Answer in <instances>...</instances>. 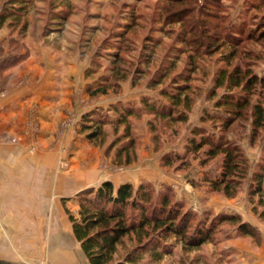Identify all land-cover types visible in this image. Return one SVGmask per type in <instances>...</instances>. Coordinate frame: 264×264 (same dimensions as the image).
I'll return each instance as SVG.
<instances>
[{
    "label": "rangeland",
    "instance_id": "rangeland-1",
    "mask_svg": "<svg viewBox=\"0 0 264 264\" xmlns=\"http://www.w3.org/2000/svg\"><path fill=\"white\" fill-rule=\"evenodd\" d=\"M6 1L0 0V9ZM182 9L188 14L184 23L167 20ZM207 10L213 15H208ZM57 16L64 19L55 22ZM194 22L196 26L192 31L189 26ZM262 29L264 0H33L24 17L0 23V97L30 90V98L27 94L20 98L26 104L57 102L72 104L75 108L64 112L55 122V133L42 138L38 108L32 105L26 111L25 120H20L23 124L21 133H2L1 142L15 145L23 140L20 137L23 135L29 149L35 151L41 147L40 136L46 140L42 143L46 150H57L54 158L42 156L41 163L49 161L63 172L71 160L81 168L90 167L98 160L96 163L102 171L100 177H110L117 182L120 181L118 176H128L134 188L143 181L150 182L155 191L169 188L185 208L211 219L213 212L207 201L225 195L211 191L206 184L196 183L206 172L211 175L218 172L222 155L201 165L205 160L202 152L189 154L185 157V166L179 165V161L165 166L163 156L172 151L182 153L194 126L203 125L210 131H217L219 122L215 126L210 122L201 123L200 116L204 109L212 111L208 95L218 70L240 64L243 69L249 67L264 76ZM122 30L125 34L119 37ZM213 37L215 45H221L213 48L214 44H208ZM150 39H155L156 44L147 50L144 46ZM182 39L190 45L181 43ZM201 42L205 53L207 48L212 51L195 60L198 67L192 73V48ZM179 74L189 75L190 79L192 108L188 121L173 122L150 114L133 117L136 142L131 152L136 156L129 164L124 163V156L120 160L116 158L119 145L112 147L115 136L112 126L103 127V136L92 141L79 131L83 113L99 109L114 118L108 110L110 104L140 106L143 98L157 102L158 93L170 87L173 78ZM97 88L106 89V92L95 93ZM221 92L218 90L217 96ZM254 100L256 97L251 96L249 105L228 132V137L243 150L249 173L264 157V129L255 143H250L249 118ZM40 175L42 185L44 176ZM57 181L61 187V179ZM248 181L247 178L241 188L248 186ZM77 193H71L68 198H60L64 193H43L48 207H57L55 227L50 226L52 222L45 216H40L38 238L32 236L31 231L19 237L7 231L6 237H2L3 243L7 244L8 250L14 247L17 252H0V259L13 264H88L79 242L68 234L71 233L69 212L78 216ZM247 197L250 198L248 188ZM52 199L55 205H52ZM253 202L257 203L258 199L254 197ZM261 202L264 204V198ZM254 208L260 217L264 215L263 207ZM197 220L198 217L194 218L191 226ZM228 226L217 234L216 239L223 241L231 231L229 229L233 230ZM36 239L39 240V254L32 256L29 251ZM168 242L172 249L160 262H148L147 255L145 264H237L230 252L224 251V241L217 245L205 242L192 249H185L174 239ZM1 246L0 243V251ZM133 246L134 241L126 238L119 246L118 257Z\"/></svg>",
    "mask_w": 264,
    "mask_h": 264
},
{
    "label": "trees",
    "instance_id": "trees-1",
    "mask_svg": "<svg viewBox=\"0 0 264 264\" xmlns=\"http://www.w3.org/2000/svg\"><path fill=\"white\" fill-rule=\"evenodd\" d=\"M32 2L33 0H7L0 9V23L11 18L18 21L26 15ZM207 13L213 15L212 11L207 10ZM187 15L185 9H182L170 15L167 20L184 23ZM61 19L64 18L57 16L55 22ZM195 26L194 22L189 28L194 31ZM260 33L263 35L264 29ZM123 34L125 32L120 31L119 37ZM149 41L144 46L147 50L153 49L156 44L155 39ZM180 42L190 45L184 39ZM207 43L215 45V37ZM199 44L192 48L190 56L193 60L192 73L198 67L195 60L212 51L207 48L205 53L203 43ZM219 45L221 44L217 43L213 48ZM173 79L170 87L163 88L158 93L157 102L143 98L140 106L110 104L108 110L113 113L114 118L99 109L83 113L79 131L84 132L85 137L92 141L103 136V127L112 126L115 133L111 142L112 147L119 145L115 152L116 158L120 160L124 156V163L129 164L136 156L131 152L136 142L131 120L133 117L150 114L154 118L173 122L188 121L192 108L189 75L179 74ZM212 86L213 89L208 95V99L212 101V111L204 109L200 122H210L214 126L219 122L217 131H210L203 125L194 126L185 140L183 152L172 151L171 154H166L163 156V163L165 166H171L175 161H179L181 163L179 165L185 166L187 155L202 152L205 160L201 161V165H205L222 155L218 172L214 175L206 172L196 184H206L211 191L222 192L225 196L232 197L238 193L248 178L249 196L251 200L256 197L261 204L264 198V157L249 173L248 161L243 150L238 143L228 137V132L249 105L251 96H255L256 100L251 106L249 118L250 143H255L259 137V132L264 129V76H259L249 67L243 69L238 64L233 68L225 67L218 70ZM218 90H222L219 96ZM105 92L106 89L97 88L95 93ZM120 128L123 130L119 131ZM171 192L169 188L155 191L147 181L141 182L136 188L130 182H123L115 187L111 181H104L96 188H87L77 193L78 216L70 213L69 218L73 233L80 242L88 264H145L147 255L150 258L148 262H160L163 255L172 249V244L168 242L170 239L182 243L185 249H192L205 242L217 245L231 238L232 234H229L232 231L231 227L240 235H248L256 241L259 240L257 228L243 222L239 215L221 212L213 213L211 219L200 217L189 208H185L182 201L175 199ZM197 217L196 224L191 226L192 220ZM227 226L231 231H227L223 241L216 239L217 234ZM126 238L132 239L134 246L118 257L119 246Z\"/></svg>",
    "mask_w": 264,
    "mask_h": 264
},
{
    "label": "crops",
    "instance_id": "crops-1",
    "mask_svg": "<svg viewBox=\"0 0 264 264\" xmlns=\"http://www.w3.org/2000/svg\"><path fill=\"white\" fill-rule=\"evenodd\" d=\"M30 92V90H25L20 94L14 92L8 97H0V243L2 244L0 252H17L13 246L11 250H8L7 244L3 243L2 237H6L7 231L14 237L24 236L27 234L25 232L31 231V235L38 238L40 216H45L49 222H52L50 226L55 227L57 207L53 206L50 209L48 200L42 196L43 193L46 195L48 193L53 195L64 193V195H60V198H68L71 193H77L90 187L96 188L107 179L115 187L123 182L131 183L128 176H118L117 179L120 181L117 182L110 177L105 179L100 177L102 171L98 168V160L95 161V164L85 168L78 167L77 164L75 166L71 160L68 169L63 172L57 170V166L50 164L49 161L41 163L42 156L54 158L57 151L55 149L46 150L45 145H42L46 140H42V138L55 133V124H57L55 122L64 115V112L73 110L75 107L72 104H58L57 102L55 104L51 102L26 104L22 99L20 100L26 94L29 97L28 93L30 94ZM35 94L31 93V95ZM38 100L41 101L42 98L39 96ZM32 105L38 108L37 119L42 127L40 135L42 138L40 136L38 138L41 147L31 151L30 145L24 142L23 135H20L23 140L18 144L2 143V133H21L23 125L21 122L25 120L26 111ZM47 141L50 142V138ZM65 142L67 143V139ZM41 173L44 176L42 185ZM58 173L60 175H57ZM60 179L63 184L61 187H59L60 182L57 181ZM247 188L248 186L241 188L234 197L210 198L207 201V206L215 214L221 212L237 214L243 222L257 228L260 235L258 241H255L251 236L240 235L233 229L231 238L224 243V251L230 252L237 264H264V215L260 217L259 213L254 210V207L257 209L263 207L262 211L264 212V204L253 202L251 198L247 197ZM53 203L55 205L54 199H52V205ZM72 215L74 216V214ZM69 221L71 222L70 218ZM70 232L68 234L77 240L73 233L72 222ZM31 245L30 255L36 254L37 256L39 240L36 239L35 245L34 242ZM2 261L8 262L1 258L0 262ZM8 263L13 264L12 261Z\"/></svg>",
    "mask_w": 264,
    "mask_h": 264
}]
</instances>
